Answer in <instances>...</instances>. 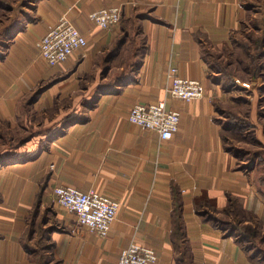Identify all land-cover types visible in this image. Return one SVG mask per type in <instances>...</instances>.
Here are the masks:
<instances>
[{"label":"crops","instance_id":"crops-1","mask_svg":"<svg viewBox=\"0 0 264 264\" xmlns=\"http://www.w3.org/2000/svg\"><path fill=\"white\" fill-rule=\"evenodd\" d=\"M244 1L0 0V13L3 4L9 3L23 4L29 11L17 18L6 48L1 38L0 67L23 50L33 49L36 54V42L62 15L87 39L84 48L60 65L63 70L76 67L73 73H77L93 60L104 59L107 52L113 54L107 76L122 66L121 59L124 65H135V70L114 80L117 90H94L84 96L76 92L85 99L46 119L49 123L36 139L44 151L34 160L42 159L43 174L36 171L13 178L10 193L0 202V264H25L20 260L31 257L21 240L19 220L21 211L32 208L44 181L48 188L93 189L119 202L104 237L87 229L79 235L59 233L48 238V243L55 244V252L49 253L60 264H117L121 250L133 241L152 248L158 264H258L252 247H245L238 235H227L197 209L203 202L222 210L231 195L242 210L261 218L264 230V199L254 170L236 168L210 101L217 91L212 87L208 51L232 48L231 34L245 17ZM107 6L123 9L120 24L111 29L96 26L90 19L93 11ZM122 35L126 36L123 44L127 36L137 40L134 48L116 50ZM170 66L182 77L200 80L205 96L193 101L171 97L165 91ZM160 100L180 112L178 128L168 140L128 120L134 103ZM177 199L185 232L182 248L172 238ZM8 202L11 215L5 216ZM6 219L12 224L5 235Z\"/></svg>","mask_w":264,"mask_h":264},{"label":"rangeland","instance_id":"rangeland-1","mask_svg":"<svg viewBox=\"0 0 264 264\" xmlns=\"http://www.w3.org/2000/svg\"><path fill=\"white\" fill-rule=\"evenodd\" d=\"M244 8L246 13L241 25L231 34L229 43L232 48L222 52L208 51L212 61V87L218 94L210 96V101L222 123L223 144L235 157L236 168L247 172L254 170L264 199V0H245ZM2 10L0 48L1 38L7 40L17 18L25 15V11L29 12L20 3L3 4ZM122 36L120 43L126 38ZM127 39L126 45L119 44L116 50L124 46L130 50L134 48L137 40L133 42L130 36ZM6 46L5 41L3 47ZM32 51L23 50L0 67V202L10 193L8 186H11L13 178L26 177L29 172L36 171L43 174L42 159L38 163L34 160L44 151L36 139L44 133V125L49 123L47 118L53 119L63 109L78 105L81 99H85L77 97L76 92L84 96L86 92H101L104 88L117 90L113 85L118 75L125 76L126 72L135 70V65H124L125 60L121 59L119 64L122 66L117 65L107 76L113 55L107 52L104 59H95L91 65H84L73 73L76 67L63 70L60 67L63 62L48 65L39 57L38 50L36 54ZM97 63H100L99 68ZM227 124H231L228 129ZM52 189L45 181L42 182L32 208L21 211V240L27 254L31 255L20 260L21 263L60 264V260L49 253L54 251L55 244L48 243V238L59 233L79 235L82 230H87L79 227L74 216L54 202ZM230 196L222 210L203 202L198 209L201 212L205 210L216 226L231 232L236 229L244 243L261 258L258 264H264L263 222L242 210ZM7 205L9 202L4 206V214L10 216V206ZM11 224L9 219L5 220V235L10 232Z\"/></svg>","mask_w":264,"mask_h":264},{"label":"built area","instance_id":"built-area-1","mask_svg":"<svg viewBox=\"0 0 264 264\" xmlns=\"http://www.w3.org/2000/svg\"><path fill=\"white\" fill-rule=\"evenodd\" d=\"M122 11L121 6H107L93 11L90 19L96 26L111 29L120 23ZM86 44V37L66 15H62L36 42L39 57L51 66L66 61ZM166 79L165 91L173 98L193 101L204 97L201 81L180 76L175 66L167 68ZM128 120L156 132L161 140H168L178 128L180 112L167 107L164 100L151 104L137 102L130 107ZM52 197L56 204L74 216L79 227L100 237L108 233L119 208L117 200L93 189L83 191L73 186L56 185ZM117 264H158V257L152 248L133 241L121 250Z\"/></svg>","mask_w":264,"mask_h":264},{"label":"trees","instance_id":"trees-1","mask_svg":"<svg viewBox=\"0 0 264 264\" xmlns=\"http://www.w3.org/2000/svg\"><path fill=\"white\" fill-rule=\"evenodd\" d=\"M106 89V90H105ZM107 89H110V88H104V90H100V91H107ZM231 126V124H227V126H226V129H228L229 127ZM223 141H224V138H223ZM231 197V201H234L235 200V198L234 197H232V196H230ZM234 198V199H233ZM236 202V201H235ZM180 208H181V201H180V199H177L176 200V203H175V209H174V214H175V220H174V226H173V233H172V238H173V240H174V242H175V244H176V247L177 248H179V247H181V243H182V241H183V238H184V234H185V232H184V228H183V223H182V221H180ZM241 208V207H240ZM197 209H198V207H197ZM200 213L202 214V215H207L208 216V214L205 212V210L203 211V212H201L200 211ZM251 214V213H250ZM252 215V214H251ZM206 216V217H207ZM253 216V215H252ZM209 218V217H208ZM245 223V222H244ZM221 227V226H220ZM222 228V227H221ZM224 229V228H223ZM236 230V229H235ZM235 230H233L232 232L231 231H228V229H225V232H226V234L227 235H238L236 232H235ZM229 233V234H228ZM234 233H236V234H234ZM240 235V234H239ZM238 235V236H239ZM237 236V237H238ZM240 237V242L242 243H244V238H241L242 236H239ZM245 244V247H247V248H249L250 246H247V244L246 243H244ZM254 254V256H257V258H258V254H257V252H254L253 253ZM261 258H258V260H257V262L259 263V260H260Z\"/></svg>","mask_w":264,"mask_h":264}]
</instances>
